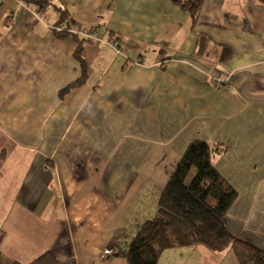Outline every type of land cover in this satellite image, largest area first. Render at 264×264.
<instances>
[{
	"label": "crops",
	"instance_id": "crops-1",
	"mask_svg": "<svg viewBox=\"0 0 264 264\" xmlns=\"http://www.w3.org/2000/svg\"><path fill=\"white\" fill-rule=\"evenodd\" d=\"M52 1L71 29L101 40L84 44L85 82L60 96L81 68L75 41L52 32L59 8L0 0L3 255L128 264L194 139L224 146L215 167L236 191L226 229L264 250V2L203 0L191 27L171 0ZM199 35L208 42L195 55ZM157 264L238 263L231 249L195 245L166 249Z\"/></svg>",
	"mask_w": 264,
	"mask_h": 264
},
{
	"label": "trees",
	"instance_id": "trees-1",
	"mask_svg": "<svg viewBox=\"0 0 264 264\" xmlns=\"http://www.w3.org/2000/svg\"><path fill=\"white\" fill-rule=\"evenodd\" d=\"M20 1L39 13L59 8L52 0ZM171 1L188 14L191 27L198 23L203 0ZM58 10L60 17L52 32L58 38L71 37L75 41L73 55L81 68L80 77L60 91L63 96L70 87L83 84L87 78L82 52L88 40L72 32L67 11ZM207 42L205 35L198 36L195 55ZM223 149L222 145L202 139L188 143L159 194L156 214L142 223L129 245L128 264H157L164 250L195 245H203L215 253L231 249L238 264H264L263 249L231 235L226 229L224 218L236 198V191L215 167V157ZM3 239L4 232L0 230V264H24L3 255ZM25 264H57V258L51 251H45Z\"/></svg>",
	"mask_w": 264,
	"mask_h": 264
},
{
	"label": "built area",
	"instance_id": "built-area-1",
	"mask_svg": "<svg viewBox=\"0 0 264 264\" xmlns=\"http://www.w3.org/2000/svg\"><path fill=\"white\" fill-rule=\"evenodd\" d=\"M88 31H91V30H86V29L72 30V32H75L79 35L89 36V37L94 38L95 40H98V41L101 40V35L100 34L98 35L97 33H95V30H92V33H89ZM106 43H108L116 51V53H119V50L122 47V42H120V39H114L111 41H106ZM228 81L229 80L223 81L220 79H216L215 83L219 87H224V88L230 89V87L227 83ZM110 251L111 250H108L107 248H105L103 252L105 254H109Z\"/></svg>",
	"mask_w": 264,
	"mask_h": 264
},
{
	"label": "rangeland",
	"instance_id": "rangeland-1",
	"mask_svg": "<svg viewBox=\"0 0 264 264\" xmlns=\"http://www.w3.org/2000/svg\"><path fill=\"white\" fill-rule=\"evenodd\" d=\"M89 33H92V30L91 31H88ZM95 33H97L96 31H95ZM98 34V33H97ZM99 35V34H98ZM79 36H81V37H84V38H86L87 40H93V41H97L98 42V40H95L94 38H91V37H89V36H85V35H79ZM8 187H9V185H7ZM108 249V248H107ZM108 250H110V249H108ZM103 251H104V249H103ZM103 254H105L104 252H103ZM111 254V251H110V253L109 254H105V255H110Z\"/></svg>",
	"mask_w": 264,
	"mask_h": 264
}]
</instances>
